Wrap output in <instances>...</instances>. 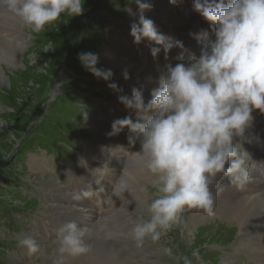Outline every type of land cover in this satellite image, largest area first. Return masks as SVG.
I'll use <instances>...</instances> for the list:
<instances>
[{
	"label": "rangeland",
	"instance_id": "1",
	"mask_svg": "<svg viewBox=\"0 0 264 264\" xmlns=\"http://www.w3.org/2000/svg\"><path fill=\"white\" fill-rule=\"evenodd\" d=\"M101 1L86 0L83 15L71 18L62 14L58 20L46 25L39 33L32 32L29 28L25 33L20 31L18 37L20 39V36L23 38L25 35V44L20 45L18 40H11L19 44L21 63L15 66L5 65L4 82L0 83V264H52L57 232L69 222L79 224L82 221L78 217L79 209L83 205L91 209L84 226L91 223L93 229H98L103 234L127 237L133 224L117 221L116 215L137 210L146 204L142 189H129L130 192L123 201V195L120 198L110 196L111 183L115 181L109 179L108 187V175L102 168L103 164L101 167L93 164L103 160L108 165L123 169L125 161L128 167L133 152H130L129 136L125 135L124 130L114 137L108 135L112 125H109L110 112L124 115L120 112L123 106L118 102L119 93L122 91L111 89L109 83H117L120 89L129 91L131 95L133 87L144 89L150 86H144L143 76L132 74L131 71H128L130 79H141L135 82L125 80V65L122 64L121 57H118L115 63L98 61L97 67L113 71L112 81L98 79L82 66L77 54L93 52L99 57L101 53L104 54L106 44H109V39L114 34L120 36L129 46L134 43V38L129 37L128 32L131 23L137 18H132L126 10L130 6L129 3L124 6L118 1L114 3L121 16V19L116 20V24L123 22V26L112 29L106 21L108 16L104 13L105 16L95 18L91 24L94 15L91 13L95 12ZM165 1L169 3L170 0ZM188 2L193 5V1ZM183 5L181 2L179 7ZM110 12L115 14L114 11ZM6 14L4 9H0V18ZM166 17L169 18L170 14ZM152 18L155 20L156 16ZM163 18L169 21L165 16ZM19 25L22 27L21 21ZM117 29L122 32L119 33ZM143 44H136V47L139 48ZM19 46H23V49ZM146 48L147 46H141L137 52V49L130 46L133 56L143 64L148 63L144 56ZM160 64L159 61H154L151 67L155 68ZM151 73L156 76L162 74ZM82 77L85 79L82 80ZM146 80L148 82L151 79ZM90 95L99 100L110 101L98 103L92 100ZM103 111H108L106 116ZM254 117L253 122L258 123L262 114L257 110ZM97 121L104 123L107 129L100 131L95 128ZM249 132L247 130L246 137L243 138L246 140H241L243 146L246 143L248 146L253 144L250 134L264 135V129L260 127ZM119 147L121 155L116 156L115 152ZM123 149L128 150L123 154ZM245 165L247 172L253 171L258 167V162L249 159ZM145 183H148L150 189L146 197L149 200L154 199L157 195L154 182L149 184L146 180ZM85 191L91 195L84 197L82 194ZM78 193L81 194L80 200L74 199ZM224 195L232 196V189L228 188ZM187 211L183 213L179 224L162 233L160 240H146L151 244V249L145 254L152 252L153 256L144 263L158 260L159 264H259L253 261L247 252L248 249L234 248L236 240L243 234H231L230 230L215 225L214 220L203 221L197 225L199 228H193L189 241ZM137 215H144L142 220L148 219L146 211L140 210ZM110 218L114 223H119L109 226ZM118 227L120 230H117ZM262 231L264 232V226ZM251 235L245 233L247 239L252 238ZM24 236L34 237L36 245L38 242L39 247L44 244L49 248L38 256L30 254L29 250L23 247ZM129 242L133 241L130 239L114 243L113 247L119 251L121 249L120 252L124 254L126 245L123 244ZM139 249L144 250L142 247ZM166 249L170 252H166ZM46 253L48 255L45 257ZM145 254H140L139 258L134 259L125 256L130 261L141 259Z\"/></svg>",
	"mask_w": 264,
	"mask_h": 264
},
{
	"label": "clouds",
	"instance_id": "2",
	"mask_svg": "<svg viewBox=\"0 0 264 264\" xmlns=\"http://www.w3.org/2000/svg\"><path fill=\"white\" fill-rule=\"evenodd\" d=\"M175 4L176 0H170ZM86 0H0V9L17 17L32 32L39 33L62 14L83 15ZM138 20L130 25L134 43L147 42L153 57L161 50L167 57L173 48L184 49L182 41L160 32L145 16L151 3L135 0ZM193 9L211 27L209 32L193 33L205 42L199 56L190 62L168 64L145 102L141 88L118 100L134 112L112 122L109 136L127 128L130 148L138 166L153 176L157 195L147 205V220L131 221L130 239L142 245L147 239L160 240L162 233L179 224L187 210L199 209L211 214L214 205L212 186L226 178L238 189L248 182L243 143L255 119L264 115V0H193ZM126 10L131 14V7ZM183 52L181 53V57ZM82 66L98 79L112 81L111 69L97 67L99 57L93 52L77 54ZM125 80L130 78L127 70ZM151 79V78H150ZM109 87L122 91L115 82ZM85 113V117H86ZM103 168V167H102ZM101 168V169H102ZM127 164L112 183L111 195L120 198L129 191L131 177ZM84 197L90 196L88 191ZM74 199H81L76 194ZM90 229L72 221L59 229L54 238L52 264H68L69 258L89 251L86 237ZM110 238V237H109ZM23 244L29 253L37 251L31 237ZM166 252L170 250L166 249ZM196 255V253H194Z\"/></svg>",
	"mask_w": 264,
	"mask_h": 264
},
{
	"label": "bare ground",
	"instance_id": "3",
	"mask_svg": "<svg viewBox=\"0 0 264 264\" xmlns=\"http://www.w3.org/2000/svg\"><path fill=\"white\" fill-rule=\"evenodd\" d=\"M145 2L151 3L153 5L151 10L146 11L144 13L145 16L147 18H150V19H153L152 18L153 16L160 18V16L163 15V9L166 8V6L168 5V2L165 0H145ZM131 17L137 18L136 20H138V12L135 14L131 13ZM19 22H18V18L14 17L9 12H7V14L4 17L0 18V83H2V84L4 82V78H5V74H6V71L4 69L5 65H11V66L14 65L15 66V65H18L19 63H21V61H20L21 51L18 50V45L19 44L21 45L22 43L25 44V41H24L25 35L23 38L20 36V39L18 36H19L20 31H23V33H25L26 29L28 27L25 26L22 22H21L22 23V27H21L20 26L21 24L19 25ZM129 34H130V30L128 32V36H129ZM15 39L18 40L19 44H15L12 42ZM106 45L107 46H106V49H104V54L101 53L99 55V60L108 61L109 63H115L118 60V57H121L122 64L125 65L124 70L131 71L132 74L137 73L139 76H143V77L147 78L148 80H150V78L156 79L155 74H152L151 72H156L159 75V74L163 73L167 67L165 65H159L156 67L154 66L155 68H152L151 65H149V63H147V64L145 63L146 65L143 64L140 60H138L136 57L133 56L132 50L130 49V46L118 35L114 34V36L109 39V44H106ZM19 47L22 48L23 46H19ZM160 66H161V68H160ZM138 75H135V76H138ZM139 79H141V78L134 77L133 79H130V80L132 82H135V81H139ZM126 83H131V82L126 81ZM119 94L131 96V93L127 90H124V89ZM122 106H123V109L120 110L121 113H123V114H133L134 113L131 110L127 109L123 104H122ZM252 125L255 128H259L258 123H256V122H253ZM94 127L99 129L100 131H104L105 129H107V127L104 123L98 122V121L94 124ZM249 133H251V132H249ZM253 134H250V136H251V140H252V143L254 144L255 149H259V152L263 153L264 152V135H262L263 133L254 134V135ZM110 140H112V139H110ZM110 140H109V143L111 144ZM238 143H239V141H238ZM253 144H251V145H253ZM119 146H121V145H119ZM138 149H139V144L137 143V145L135 146L134 149L130 148V150H131L130 152H132V150L136 151ZM126 151H124V149H123L122 150L123 154ZM115 155L116 156L121 155L120 147L116 150ZM93 164L95 166H98V167H101V165L103 164V168H104V171L108 175V179L113 180V181L116 180V178L119 176V174L122 171L121 168L117 169V168H115L114 165H108L103 160L101 163L93 162ZM244 166H246V165L244 164ZM111 168H114V169H111ZM249 172L250 171H248L247 174H249ZM126 175L131 177L129 189H131V191H134L133 190L134 188L142 189L144 191L143 195H144V198L146 200V204L144 203V205L142 207H140L139 209H137V210L133 209L131 211H126L121 215H119V214L116 215L117 221H122L125 223H128V222L131 223V221L142 220L144 215L143 216L137 215V214H139L140 210L147 212V205H148V203H150L151 200H149L148 197H146L147 191H150V189L148 188V186H149L148 183H145V181L148 180L149 184H151L154 182L155 178L153 176H151L149 173H147L146 171L142 170L138 166L137 158L133 155V152L130 156V162H129L127 170H126ZM248 183H250V182H248ZM243 188H241V189H243L242 191L240 189L241 192H247L249 194H256V195L246 197V196L238 193L237 195L225 196L224 192H228V187L226 185L221 186L220 184L217 185L215 183L212 186L211 190L214 194V201L215 200L216 201L219 200V201L217 203L214 202L212 213L208 214L204 210H199V209H192V210L187 211V215H186L187 216L186 217V220H187V223H186V225H187V238L190 241V237H191L193 228H199V227H197L198 224H200L203 221L214 220L215 225H218V226H221L227 230H230L229 232L231 234L238 233V232H239L240 236L243 234L241 237H238V239L236 240V242H235L236 246L234 248L236 250H240V249H244V248L248 249L247 252H249L253 261H255L259 264H264V232L262 231L263 226H264V192L262 194H259L260 192H262V190L258 189L256 187V185L253 183H250L249 185H244ZM236 189H238V188L236 187L235 191H236ZM129 192L130 191L122 194L123 197L121 198V201L124 200V198L129 194ZM110 196H111V194H110ZM114 198H116V197H114ZM141 199H142V197H141ZM69 209H71V208H69ZM112 209H114V208H112ZM89 210H91V209L85 208L84 205L82 207H80V209H79L80 214H79L78 218H79V220L81 219L82 221H80L79 225L84 226L86 224L87 218L89 216V213H88ZM95 221L99 222L100 220L99 221L95 220ZM116 223H119V222H116ZM116 223H114L113 220H111V218H110L109 226H111V227L115 226ZM101 224H102V221H101ZM87 227L90 229L89 235L86 237V243L89 246V251L87 253H84V254L78 256V257L69 258L68 264H159L158 260L157 261L154 260L153 262H150V263H144L151 256H153L152 252L145 254L146 252H148L151 249V244L148 243L147 241H145L140 246H137L134 242H129L128 244H123V245H126V249L124 250V254H123L120 252L121 249H120V251L114 249L113 244L114 243L115 244L116 243H122L123 241L130 240L129 236L120 237L118 235L103 234L98 229H93L94 226H92L91 223H87ZM95 227H96V225H95ZM120 227H122V226H120ZM120 227H118L117 230H120ZM132 227H133V225H132ZM255 229H257V230H255ZM245 233H251L252 234L251 236H253V237L252 238L248 237L249 239H247L245 236ZM25 238H27V237L24 236L23 240ZM32 239L35 242V238L32 237ZM39 246H40V244L37 242V251L34 252L35 256H38L42 251H46V249L49 248L48 246H46L44 244L41 245V247H39ZM23 247H25L28 250V248L25 245ZM53 247H55V246H53ZM140 247L144 248V250L143 251H142V249L140 250L139 249ZM250 247L252 248V250ZM140 254H145V255L141 259H135V260H130V261L126 257V256H128L132 259L139 258ZM47 255L48 254L46 253L45 257ZM47 264H48V262H47Z\"/></svg>",
	"mask_w": 264,
	"mask_h": 264
}]
</instances>
